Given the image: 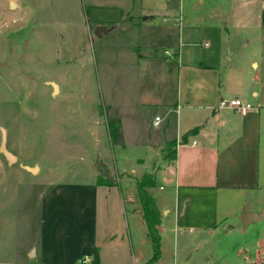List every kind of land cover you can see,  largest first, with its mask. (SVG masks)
Instances as JSON below:
<instances>
[{"label": "rangeland", "instance_id": "rangeland-1", "mask_svg": "<svg viewBox=\"0 0 264 264\" xmlns=\"http://www.w3.org/2000/svg\"><path fill=\"white\" fill-rule=\"evenodd\" d=\"M170 2L178 11V0H0V145L5 137L6 150L17 159L9 165L0 152V264L39 263L29 255L39 244L43 189L56 182L89 181L98 153L113 182L117 171L126 188L134 189L130 193L133 206L140 208L143 217L140 195L129 179L138 181L144 173L164 172L166 164L160 154L164 158L165 153L152 146L159 147L156 140L161 135L168 138L174 133L175 121L164 120L158 129L153 123L164 114L166 103L173 105L179 95L184 97V89L178 65L171 58L153 69L168 78L162 87L158 82L164 78L142 77L145 68L139 55L163 60L165 51L202 57L221 50L224 56L234 55L223 64L216 59L212 63L235 75L240 70L234 64L247 69L246 57L253 45H244L256 40L257 32L246 28L245 16L242 23L235 19L245 13V0H184L183 12L196 33L190 42L179 36L178 29L172 33L161 29L170 23L158 10ZM253 6L256 9L259 4ZM147 7L152 18L143 29L118 25L122 10L141 22ZM233 11L235 16L230 18ZM97 23H105L109 32L97 37ZM223 23L227 29L221 39L216 27ZM51 84L58 87L54 94ZM109 121L122 126L124 145L112 143ZM96 130L99 143L94 141ZM24 166L38 170L31 174ZM96 169L97 177L106 176L99 160ZM231 223L214 233L171 231L163 254L153 260L150 244L144 248L143 259L149 264L263 261L264 222L251 224L245 232L237 225L233 231L228 227ZM92 255L82 259L92 262Z\"/></svg>", "mask_w": 264, "mask_h": 264}, {"label": "crops", "instance_id": "crops-1", "mask_svg": "<svg viewBox=\"0 0 264 264\" xmlns=\"http://www.w3.org/2000/svg\"><path fill=\"white\" fill-rule=\"evenodd\" d=\"M178 1V11L173 8V2L158 10L170 23L168 28L161 29L164 33L178 29L179 36L190 42L196 36L195 29L188 24L183 12L184 0ZM255 3L259 4L256 9L253 8ZM245 4V13L235 19L242 23L245 16L246 28L257 32V39L247 40L244 45H253L246 57L248 65L245 67L249 70L239 69L234 64L232 67L240 70L235 75L230 69L222 70L212 63L216 59L222 60L223 64L234 55L224 56L221 50L209 51L202 57H193V52L184 55L180 50L165 51L163 60L151 54L139 55V63L142 62L145 68L141 74L145 80H162L164 77L160 72L154 73L153 69L171 58L172 63L178 65L177 76L184 89V97L179 95L173 105L166 103L164 114L155 117H160L159 125L155 127L153 123V128L158 129L164 120L174 118V133L168 138L161 135L156 140L159 147H152L164 150L165 145L174 141L176 159L166 161L161 153L166 164L164 172L142 174L154 178L155 185L149 193L160 214L156 227L158 254L153 260L163 254L171 231L214 233L224 230L228 222H232L228 227L234 231L236 225L242 227L245 212L251 216L264 211V0H245ZM143 10L146 17L141 22L126 16L122 10L118 25L129 24L143 29L152 18L148 15V7ZM231 14L234 15V11L229 14L230 18ZM97 24L96 28L105 26V23ZM226 27V23L216 27L219 38H224ZM204 46L208 47L207 43ZM149 72L154 74H147ZM167 80L166 77L158 84L163 87ZM191 89H196L197 93H191ZM222 98H238L257 106V111L240 116L230 109H220ZM109 106L114 107L111 103ZM97 130L94 141L99 143ZM96 156L89 181L56 182L43 189L39 200V244L33 248L34 257L29 258L39 260L34 264H78L83 256L95 252L97 258L92 260L93 264H149L143 256L150 244L151 254H154V247L140 208L133 206L135 201L131 192L134 189L126 188L117 171L118 178L112 186L97 185L98 160L106 169V177L112 181L114 178L102 163L100 154ZM130 180L137 188V178L130 177ZM158 181L161 182L159 186ZM258 222H264V219L250 223L242 232ZM262 225L261 239L264 241Z\"/></svg>", "mask_w": 264, "mask_h": 264}, {"label": "trees", "instance_id": "trees-1", "mask_svg": "<svg viewBox=\"0 0 264 264\" xmlns=\"http://www.w3.org/2000/svg\"><path fill=\"white\" fill-rule=\"evenodd\" d=\"M107 124H108L109 134L112 143L122 145L123 140H122L120 124L117 123V121H109ZM163 151L165 153L164 160L174 161L176 159L175 142L168 143ZM113 183L114 182L106 176H104L103 178L98 176L96 178L97 185L110 187L113 185ZM136 185L140 195V200L142 205L141 209L147 225V231L153 243L154 257H156V255L158 254V242H159L156 227L159 225L160 214L156 209L152 196L149 193V190L152 189L155 185L154 178L149 174H145L144 176L141 177L140 180L137 181ZM96 258H97V253L95 252L93 254V262L96 260Z\"/></svg>", "mask_w": 264, "mask_h": 264}, {"label": "water", "instance_id": "water-1", "mask_svg": "<svg viewBox=\"0 0 264 264\" xmlns=\"http://www.w3.org/2000/svg\"><path fill=\"white\" fill-rule=\"evenodd\" d=\"M13 8H14V4L11 3L10 9H13ZM106 32H107V30L104 27H98L95 29V35L97 37H100L102 33H106ZM51 87L53 90V94L58 91L57 85L51 84ZM5 143H6V138L3 137L2 141H1V145H0V152L6 158L8 164L12 165L14 162H16L17 159L13 154H11L10 152H8L6 150ZM23 169L26 170L27 172L31 173V174H35L38 170L37 167H28V166H24ZM262 219H264V211H262L260 213H256V214H251V216H248L247 213L245 212L243 217H242V220H241L243 230H245L250 223L257 222V221H260ZM33 257H34V254L32 252L29 255V258H33Z\"/></svg>", "mask_w": 264, "mask_h": 264}, {"label": "built area", "instance_id": "built-area-1", "mask_svg": "<svg viewBox=\"0 0 264 264\" xmlns=\"http://www.w3.org/2000/svg\"><path fill=\"white\" fill-rule=\"evenodd\" d=\"M168 54V52H166ZM219 108L220 109H230L235 114H238L240 116H246L247 114L251 112L257 111V106L244 102L238 98H222L219 102ZM160 123V118H155L154 126L157 127ZM172 171V169H170ZM78 264H93V262H89L88 259L84 258L81 259ZM246 264H264V261H251L250 259H246Z\"/></svg>", "mask_w": 264, "mask_h": 264}]
</instances>
